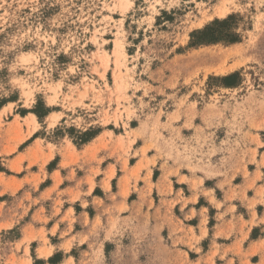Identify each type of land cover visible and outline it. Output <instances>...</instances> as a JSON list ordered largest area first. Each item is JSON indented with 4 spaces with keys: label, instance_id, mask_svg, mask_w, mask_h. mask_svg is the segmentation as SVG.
Instances as JSON below:
<instances>
[{
    "label": "rangeland",
    "instance_id": "374dc122",
    "mask_svg": "<svg viewBox=\"0 0 264 264\" xmlns=\"http://www.w3.org/2000/svg\"><path fill=\"white\" fill-rule=\"evenodd\" d=\"M54 178L50 264H264V0H0V246Z\"/></svg>",
    "mask_w": 264,
    "mask_h": 264
},
{
    "label": "crops",
    "instance_id": "0c3cea01",
    "mask_svg": "<svg viewBox=\"0 0 264 264\" xmlns=\"http://www.w3.org/2000/svg\"><path fill=\"white\" fill-rule=\"evenodd\" d=\"M57 153L58 150H55L53 155L49 157L47 161H51ZM43 154H48L47 147L44 148ZM21 158H23L24 161L26 160L22 152L16 155L14 158L15 160L13 161L19 162ZM30 159L31 158L28 157V160ZM24 165L25 164H23V170L27 171V168ZM58 166L60 168L58 171H60L61 173L62 166ZM16 171L18 172L21 170L18 169ZM54 172L47 171V175H49L50 177H54ZM27 173L28 174L26 175H28L29 177L33 176L30 171ZM38 173H41V170L37 171V174ZM21 177L25 178V176H18V178ZM61 187L62 186L60 182L58 183L55 179L48 188L44 190L39 189L38 194H34L31 192L32 195H28L27 193L23 194L22 196L16 195L13 198L12 205L9 204L10 201H7L8 209L6 210V215L4 216V228H12L13 226H15L17 224L16 222L19 221L21 217L25 216L26 213H30L34 207L35 212L34 216H32L31 222L26 227H24V236L20 240L11 242L7 247L0 246V256H2L0 260L2 263L5 264L14 260L17 262V264H21L22 261L29 260L31 245L33 242H36L37 255L40 259H44L42 264H50L48 262L49 257L54 255L56 251H59L62 248V245L52 243L48 238V235H53L55 231H59L61 229V223L51 224V222L53 221V217H49L48 219L44 211L48 210V207H50L52 209H56V211L60 212V214H70L71 212H74L72 200H74V202L78 200V197L74 196L76 193L73 190L60 191V189H62ZM71 187L72 186H69V188ZM74 189H77V186H75ZM59 199L62 201L61 204H59ZM44 216L47 217L48 223H44L42 221ZM71 227H69V224H67V229ZM44 231H47V235L45 238L42 237ZM28 237L29 239L26 240V238ZM65 239L67 241L68 238L66 237ZM18 245L19 249L17 248ZM48 250L49 252H47ZM14 255L15 257H13ZM68 261L69 257L66 255L63 259L62 264H65ZM31 264H33L32 261Z\"/></svg>",
    "mask_w": 264,
    "mask_h": 264
},
{
    "label": "trees",
    "instance_id": "16d2710c",
    "mask_svg": "<svg viewBox=\"0 0 264 264\" xmlns=\"http://www.w3.org/2000/svg\"><path fill=\"white\" fill-rule=\"evenodd\" d=\"M231 19V16L228 19L219 21L216 20L213 24L206 26L204 29L196 30L192 33V42L193 46L200 45L204 43H214L223 40L220 31H217L218 25H224ZM217 26V27H216ZM219 32V33H218ZM236 37H231L230 41H235Z\"/></svg>",
    "mask_w": 264,
    "mask_h": 264
}]
</instances>
